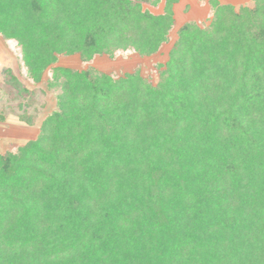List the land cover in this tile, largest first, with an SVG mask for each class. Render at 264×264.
<instances>
[{"label": "trees", "instance_id": "trees-1", "mask_svg": "<svg viewBox=\"0 0 264 264\" xmlns=\"http://www.w3.org/2000/svg\"><path fill=\"white\" fill-rule=\"evenodd\" d=\"M158 0H0L38 82L58 55H153ZM155 84L54 67L56 110L0 153V264H264V0H208Z\"/></svg>", "mask_w": 264, "mask_h": 264}, {"label": "rangeland", "instance_id": "rangeland-1", "mask_svg": "<svg viewBox=\"0 0 264 264\" xmlns=\"http://www.w3.org/2000/svg\"><path fill=\"white\" fill-rule=\"evenodd\" d=\"M164 2L158 0L154 6L143 4L142 7L158 14ZM251 4L252 0L243 5ZM171 10L173 28L169 41L157 53L145 56L125 50L117 52L113 58L95 54L89 61H83L77 54L58 55L56 61L42 72L38 82H33L27 76L18 45L0 34V153L13 152L16 147L35 140L43 120L56 110L59 90L48 85L50 70L54 67L78 71L91 68L113 78L138 71L141 78L155 84L157 71L166 62L178 29L187 22L206 25L212 13L208 0H177L171 5Z\"/></svg>", "mask_w": 264, "mask_h": 264}, {"label": "crops", "instance_id": "crops-1", "mask_svg": "<svg viewBox=\"0 0 264 264\" xmlns=\"http://www.w3.org/2000/svg\"><path fill=\"white\" fill-rule=\"evenodd\" d=\"M250 0H217L220 4H230L232 6H240L248 3Z\"/></svg>", "mask_w": 264, "mask_h": 264}]
</instances>
